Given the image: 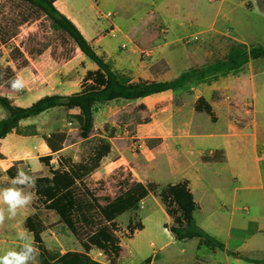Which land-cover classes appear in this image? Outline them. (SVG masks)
Here are the masks:
<instances>
[{"label": "crops", "instance_id": "1", "mask_svg": "<svg viewBox=\"0 0 264 264\" xmlns=\"http://www.w3.org/2000/svg\"><path fill=\"white\" fill-rule=\"evenodd\" d=\"M178 1L56 0L54 5L92 48L111 62L114 70L134 81L170 80L185 69L223 56L233 42L255 45L241 36V29L249 20L248 13H238V9L247 10L244 3H236L233 8L232 0H218V11L210 14H177L173 10L165 13L159 7ZM249 1L245 3L249 5ZM111 27L117 31L115 37L106 33ZM183 37L191 38L192 42L181 44ZM76 50L79 53L75 62L72 58L64 63L35 60L21 67L16 78L23 79L24 88L17 91L1 85L0 94L17 106L26 107L46 95L79 91L86 71L95 70L96 65ZM144 50L150 52L147 59L139 57ZM80 63L83 68H77ZM71 68L76 79L70 78ZM199 97L210 105L214 121L195 110ZM54 110L63 109L48 112ZM64 111L78 114L76 110ZM39 116L20 122L21 126L34 125L36 134L11 132L0 138L1 182H11L5 171L12 165L17 169L26 167L33 175H47L41 173L45 166L38 160L47 151V155H56L54 164L53 158L50 160L54 167L59 155L69 156L66 147L51 151L36 121ZM4 117L0 108V119ZM77 122L78 130L80 116ZM128 131L134 132L141 143L138 152L129 147ZM95 135L106 138L111 149L91 176L105 178L119 169L130 173L132 181L141 183L152 181L162 186L187 180L198 205L193 213L196 224L222 242L227 251L264 261V58L249 60L239 72L211 83L191 84L176 92L165 91L130 101L108 102L94 114L89 138ZM212 155L218 160H203L204 156ZM71 158L79 161L77 156ZM31 161L38 164V170L30 169ZM249 206L255 214L239 217L237 210L248 211ZM32 213L28 206L18 210L15 218L6 219L0 226V238H16L20 232L32 238L23 227L24 219ZM138 215L143 229L137 233L147 229L148 221L153 228V240L137 242V254L146 253L137 263L132 259L124 262L121 243L118 264H141L147 257L151 258L149 264L246 262L199 239L175 240L163 226L170 224L171 219L158 198L151 194L141 200ZM254 221L258 224L256 229ZM19 226L21 231L16 230ZM89 255L100 264H108L97 250Z\"/></svg>", "mask_w": 264, "mask_h": 264}, {"label": "trees", "instance_id": "2", "mask_svg": "<svg viewBox=\"0 0 264 264\" xmlns=\"http://www.w3.org/2000/svg\"><path fill=\"white\" fill-rule=\"evenodd\" d=\"M55 1L9 0L10 3L25 6L31 13L13 26H10L8 20L3 17L4 26H0V48H8L10 52L17 50L12 42L17 35V28L30 20L42 17L52 31L59 32L70 40L82 55L96 65V69L86 71L79 91L69 95H46L26 107L17 106L0 94V108L5 112V117L0 119V138L11 132L19 135L36 134L34 125L21 126L20 122L52 109H63L78 112L81 123L77 136L79 139L87 140L93 130L94 114L108 102L130 101L165 91L176 92L191 84L211 83L221 76L239 72L249 60L264 58V45L233 42L223 56L214 58L202 66L185 69L170 80L134 81L128 75L114 70L111 62L92 48L77 27L57 10ZM25 64L24 59L19 67ZM15 78L12 67L9 65L0 67V86L10 88L11 81ZM194 108L197 112L209 115L212 121L215 120L212 109L204 98L199 97ZM91 138L93 141L86 157L79 161H74L70 156L59 155L54 167L50 164L51 155L38 157L39 162L47 168L48 174L34 175L36 186L31 189L34 193L31 206L35 212L24 219L23 227L31 234L34 244L39 248L40 264H100L89 255L92 250L101 252L108 264H118L122 250L119 234L122 230L117 218L124 213L131 214L123 235L132 238L137 231L143 229L138 210L141 200L149 194L158 198L171 219L170 224L163 226L175 240L184 242L199 239L246 262L264 264L262 260L227 251L222 242L196 224L193 213L198 209V205L193 199L187 180L161 186L152 181L146 183L132 181L130 173L127 172L126 179L112 197L100 195L90 189L86 179L98 168L103 157L111 149L106 138L98 135ZM203 160L216 161L218 158L214 155L204 156ZM16 173V165L5 171L10 180ZM38 210L54 213L73 236L78 248L64 253L47 248L42 239L46 226ZM150 260L151 258L147 257L141 264H149Z\"/></svg>", "mask_w": 264, "mask_h": 264}, {"label": "rangeland", "instance_id": "3", "mask_svg": "<svg viewBox=\"0 0 264 264\" xmlns=\"http://www.w3.org/2000/svg\"><path fill=\"white\" fill-rule=\"evenodd\" d=\"M210 1L179 0L174 4H159V7H162L165 13L173 10L177 14H210L218 11L219 7L218 0ZM232 2L233 8H235L236 3H244L247 10L241 8L238 9V13L249 14L248 25L241 29V32L243 33V35H241L243 36L242 38L250 44L264 45V19H261L262 15H264V0H250L248 2L249 5L245 3V0H232ZM139 11L140 9H137V14ZM29 13L31 12L25 6H20L18 3H10L9 0H0V26H4L3 17L8 20L10 26H13L18 20L28 16ZM32 17H34V15ZM157 28H160V26H157ZM190 39L191 38L189 37H183L180 40V43L190 44L192 42ZM12 42L15 44L16 49L19 52H17V50L10 52L8 48L1 47L0 67L9 65L12 67L16 76L17 71L21 68L19 66H21L24 59L26 60V64L24 66L35 60L42 63L47 61L49 62L51 60L58 63H64L68 59L72 58V61L75 62L77 61V56L75 55H78L79 53L70 40H68L64 35L59 32L52 31L48 22L42 17L30 20L29 22L20 25L17 28V35L12 39ZM149 53V50H144L140 53L139 57L141 59H147L146 57ZM83 66V63H80L77 65V68H83ZM33 69L34 72H37L35 68ZM70 71V78H75L74 69L71 68ZM78 119V114H71L69 112H65L64 110H54L52 112L41 114L36 121L40 128H42L46 143L51 151L57 150L61 147H66L68 149L69 156H77L80 160L81 158L86 157L93 139L91 138L81 141L78 138ZM129 136L135 137V133L129 132ZM46 153L49 154L48 151ZM55 156L56 155L53 153V159L51 161L53 164L55 163ZM29 167L31 170H38V164L36 162L31 161L29 163ZM21 169L33 175V173L29 172L26 167ZM41 173L48 174L47 169L44 167ZM126 173L127 172L118 169L105 178H96L95 176L90 175L86 179V184L90 189L96 191L100 195L114 196L118 192L119 185H121L124 179H126ZM10 183L11 182L0 181V188L8 187L10 186ZM29 191H31V189ZM31 204L29 205L30 209L34 212L35 210L32 208ZM253 211L252 207L249 206L248 211L238 209L237 214L239 217L245 218L255 214ZM38 214L46 226L45 231L42 233V239L47 248L61 252H65L70 248H78V244L73 236L65 229L63 224L59 222L54 213L38 210ZM130 216V213L122 214L117 218V223L122 230L119 236L123 247L124 262L132 259L137 263V260L146 254L144 252L137 254V242L142 239L147 240V242L153 240L151 233L153 228L152 225L146 221L147 229L145 231L139 233L136 232L132 238L126 239L123 233L125 232V226ZM253 225L255 229L258 226L256 221H254ZM16 230L21 231V227L19 226ZM13 238L14 237L12 236L0 238V255L6 253L8 250L19 249L21 241L18 236L14 238V240ZM146 252H148V250ZM241 264L249 263L241 262Z\"/></svg>", "mask_w": 264, "mask_h": 264}, {"label": "clouds", "instance_id": "4", "mask_svg": "<svg viewBox=\"0 0 264 264\" xmlns=\"http://www.w3.org/2000/svg\"><path fill=\"white\" fill-rule=\"evenodd\" d=\"M14 90H22L24 81L17 77L11 81ZM36 186V177L21 168L17 169L15 177L11 179L10 186L0 188V226L6 219L15 218L18 210L28 207L34 199V193L29 191ZM6 206V207H5ZM22 241L18 250H8L0 255V264H38L39 248L26 232L18 233Z\"/></svg>", "mask_w": 264, "mask_h": 264}, {"label": "built area", "instance_id": "5", "mask_svg": "<svg viewBox=\"0 0 264 264\" xmlns=\"http://www.w3.org/2000/svg\"><path fill=\"white\" fill-rule=\"evenodd\" d=\"M106 33L110 37H115L117 35V31L113 27L109 28ZM129 141L130 147L133 151H138L141 148V143L136 137L131 136Z\"/></svg>", "mask_w": 264, "mask_h": 264}]
</instances>
